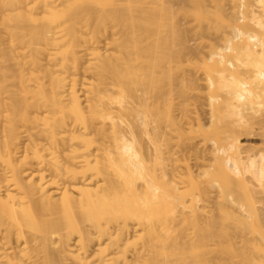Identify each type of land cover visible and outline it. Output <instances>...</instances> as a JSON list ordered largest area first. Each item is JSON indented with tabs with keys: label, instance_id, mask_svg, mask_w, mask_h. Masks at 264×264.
<instances>
[{
	"label": "bare ground",
	"instance_id": "6f19581e",
	"mask_svg": "<svg viewBox=\"0 0 264 264\" xmlns=\"http://www.w3.org/2000/svg\"><path fill=\"white\" fill-rule=\"evenodd\" d=\"M232 13L0 0V264H264V0Z\"/></svg>",
	"mask_w": 264,
	"mask_h": 264
},
{
	"label": "rangeland",
	"instance_id": "374dc122",
	"mask_svg": "<svg viewBox=\"0 0 264 264\" xmlns=\"http://www.w3.org/2000/svg\"><path fill=\"white\" fill-rule=\"evenodd\" d=\"M224 1V2H223ZM251 0H204V2L206 3L208 9H209V23H208V27H207V38L210 42L214 41V42H219L221 40H219V38L217 37L216 35V31L214 29V27L211 25L212 22H215V16H216V12H222L223 15H224V20L223 22L220 24V27L222 30H224L225 32L227 33H231V29H230V26H229V20L231 22V20L233 19V13H232V9L233 7H237L240 3H246L248 4V2H250ZM223 9V10H222ZM228 12V13H227ZM211 15V16H210ZM214 16V17H213ZM214 18V19H213ZM228 18V19H227ZM227 23V24H226ZM228 29V31H226ZM230 30V31H229ZM211 34V35H210ZM212 36V37H211ZM209 48V47H208ZM261 100H262V103H260L259 105L261 106L262 104H264V94L261 95ZM258 104H256V107L254 109V114H255V111H256V114L258 115H261V114H264V105L260 108L257 107ZM259 108V109H257ZM228 109V110H227ZM225 109L226 111L225 112V116H228L226 117L227 119V122L232 125V126H236V123H237V118L239 117L238 114H236L232 108H227ZM231 109V110H230ZM263 111V112H262ZM226 112L228 114H226ZM260 112V113H258ZM234 115V116H233ZM233 116V118H232ZM237 116V117H235ZM229 119V120H228ZM235 122V123H234ZM257 124V125H256ZM256 127L257 130H258V127L260 126L258 123H256ZM256 130V129H255ZM248 137V136H247Z\"/></svg>",
	"mask_w": 264,
	"mask_h": 264
}]
</instances>
